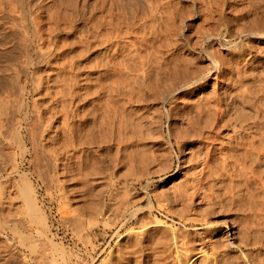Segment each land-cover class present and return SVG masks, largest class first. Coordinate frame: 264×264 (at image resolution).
<instances>
[{"label":"rangeland","instance_id":"rangeland-1","mask_svg":"<svg viewBox=\"0 0 264 264\" xmlns=\"http://www.w3.org/2000/svg\"><path fill=\"white\" fill-rule=\"evenodd\" d=\"M263 1L89 0L92 22L34 69L38 154L14 143L0 162V215L21 231H0V264H264ZM24 60L2 58L1 96Z\"/></svg>","mask_w":264,"mask_h":264},{"label":"bare ground","instance_id":"bare-ground-1","mask_svg":"<svg viewBox=\"0 0 264 264\" xmlns=\"http://www.w3.org/2000/svg\"><path fill=\"white\" fill-rule=\"evenodd\" d=\"M71 1H75L72 3ZM94 1V0H93ZM105 1V0H104ZM133 0H128L129 4L132 3ZM252 1V0H251ZM56 2L60 6L56 10L52 9L54 6L53 3ZM71 2V3H70ZM0 0V73H2L5 80H0V84H9L12 82L9 72L12 70L11 67L1 64V60L3 57L7 56L12 52H22L25 57V67L24 70L26 72L25 82L21 86V92L19 96L16 93L5 92L2 96L0 94V162H4L9 160L12 156L11 153H7L5 150L8 147H12V144H17L18 147L22 150V157L26 158L29 153L35 151L36 154L39 152L38 148V134H39V125L38 119L33 114L35 112V101L32 100L33 94V84H34V71L35 67L39 66L41 63L47 62L52 53L57 52L58 43L57 39L63 34L69 35V33H74L79 29V26L82 24H87V22L92 20V12H89V0ZM127 2V1H126ZM261 2V1H260ZM264 2V1H263ZM15 3V4H14ZM55 3V4H56ZM115 3V2H114ZM136 3V2H135ZM259 3V2H258ZM105 4V3H104ZM210 4V3H209ZM53 5V6H52ZM103 5V4H102ZM107 5V4H106ZM111 5V4H109ZM113 5V4H112ZM257 5V4H256ZM260 5H262L260 3ZM72 6V7H71ZM104 6V5H103ZM246 6V5H245ZM57 7V6H55ZM99 7V6H98ZM112 7V6H111ZM178 7V6H177ZM218 7V6H217ZM255 7V6H254ZM54 8V7H53ZM237 9V8H236ZM239 9V8H238ZM102 10V9H101ZM231 10V9H230ZM95 11V9H94ZM107 13V12H105ZM110 13V12H109ZM114 13V12H113ZM99 14V13H98ZM97 16V15H96ZM173 16V15H172ZM218 17V16H217ZM176 18V17H175ZM98 19V18H97ZM260 19V18H259ZM201 21V20H200ZM254 21V20H253ZM252 21V22H253ZM92 22V21H91ZM126 22V21H125ZM206 22V21H205ZM95 23V21H94ZM256 23V22H255ZM254 23V24H255ZM90 25V24H89ZM91 26V25H90ZM94 30V29H93ZM242 30V29H241ZM204 31V30H203ZM211 31V30H210ZM88 32V31H87ZM91 32V31H90ZM155 32V31H154ZM208 32V31H207ZM17 33V34H16ZM75 34V33H74ZM124 34V33H123ZM148 34V33H147ZM178 34V33H177ZM256 36H260L262 33H253ZM20 35L22 38H20ZM264 35V34H263ZM94 36V35H92ZM155 36V35H154ZM17 37L20 39L17 40ZM96 37V36H95ZM224 37V36H223ZM264 37V36H262ZM87 38V37H86ZM85 38V39H86ZM156 38V37H155ZM67 39V38H66ZM144 39V38H143ZM208 39V37L206 38ZM210 39V38H209ZM89 40V39H87ZM69 41V40H68ZM14 42V50H10L9 43ZM20 51L17 49V46L20 45ZM67 42V41H66ZM88 43V42H87ZM86 43V44H87ZM64 44V43H63ZM11 45V44H10ZM69 45V44H68ZM81 45V44H80ZM149 45V44H148ZM9 46V47H8ZM67 46V45H66ZM72 46V44H71ZM226 46V45H225ZM62 47V46H60ZM73 47V46H72ZM88 47V46H87ZM90 47V46H89ZM158 47V46H157ZM66 48V47H65ZM210 48V47H209ZM212 48V47H211ZM71 49V48H70ZM161 49V48H160ZM170 49V48H169ZM83 50V49H82ZM69 51V50H68ZM208 50H206L207 52ZM129 52V51H128ZM211 52V51H210ZM85 53V52H84ZM156 53V52H155ZM211 52L210 54H212ZM70 54V53H69ZM208 54V53H207ZM209 54V55H210ZM17 55V54H16ZM20 55V54H19ZM221 55V54H220ZM65 57V56H64ZM69 57V56H68ZM74 57V56H73ZM83 59V58H82ZM121 59V58H120ZM215 60V58H213ZM157 60V59H156ZM218 60V59H217ZM142 61V60H141ZM160 61V60H159ZM162 61V60H161ZM174 61V60H173ZM146 62V61H145ZM156 62V61H155ZM148 63V62H147ZM158 63V62H157ZM170 63V62H169ZM219 63V62H217ZM89 64V63H88ZM210 64V63H209ZM14 65V64H13ZM12 65V66H13ZM203 65V64H202ZM176 67V66H175ZM16 68V67H15ZM121 68V67H120ZM164 68V67H163ZM167 68V67H166ZM14 69V68H13ZM38 69V68H37ZM125 69V68H124ZM187 69V68H186ZM215 69V68H214ZM16 70V69H15ZM18 70V68H17ZM57 70V69H56ZM152 70V69H151ZM218 70V69H217ZM157 71V70H156ZM212 72V71H210ZM24 73V72H23ZM155 73V72H154ZM183 73V72H181ZM9 74L8 77H6ZM142 74V73H141ZM204 74V73H203ZM16 75V74H15ZM25 75V74H24ZM33 75V78H32ZM36 75V73H35ZM49 75V74H47ZM193 76V75H192ZM195 77V76H194ZM197 77V76H196ZM207 74L203 75L197 80L206 79ZM36 78V76H35ZM57 79V78H56ZM155 79V78H154ZM13 80V79H12ZM149 80V79H148ZM195 80V79H194ZM193 80V81H194ZM195 80V81H197ZM8 81V82H7ZM192 81V80H190ZM7 82V83H6ZM201 82V81H200ZM264 82V81H263ZM150 83V82H149ZM159 83V82H158ZM198 83V82H197ZM193 82H189L181 87H173L170 90H166L165 101H170L171 98H174L176 92L182 91L184 87L192 86ZM136 85V84H135ZM161 85V84H160ZM173 85V84H172ZM171 85V86H172ZM178 85V84H177ZM262 86V85H261ZM157 87V86H156ZM9 88V87H8ZM109 88V87H108ZM148 88V87H147ZM162 89V88H160ZM188 89V88H187ZM146 90V88H145ZM154 90V88H153ZM159 90V89H158ZM104 91V90H103ZM149 91V90H148ZM152 91V90H151ZM55 92V91H54ZM225 92V91H224ZM244 92V91H243ZM1 93V92H0ZM163 93V92H162ZM161 93V94H162ZM21 95V96H20ZM99 95V94H98ZM146 95V94H145ZM242 95V94H241ZM245 95V94H244ZM109 96V95H108ZM162 96H164L162 94ZM263 97V96H262ZM164 98V97H162ZM191 99V98H190ZM238 99V98H237ZM257 99V98H256ZM33 101V102H32ZM115 101V100H114ZM130 101V100H129ZM152 101V100H151ZM164 101V102H165ZM208 102V101H206ZM34 107H33V105ZM184 104V103H183ZM247 104V103H246ZM250 104V103H249ZM197 105V104H196ZM37 106V105H36ZM98 106V105H96ZM111 106V105H110ZM199 107V106H198ZM212 107V106H211ZM220 107V106H219ZM219 107H216V109ZM137 108V107H136ZM220 108L219 111H221ZM215 110V109H214ZM108 111V110H107ZM200 111V110H199ZM197 112V111H196ZM224 112V111H223ZM142 113V112H141ZM113 114V113H112ZM218 114V113H217ZM222 114V111L220 113ZM204 116V115H203ZM238 116V115H237ZM206 118V117H205ZM116 119V118H115ZM132 119V118H131ZM149 119V118H148ZM210 119V118H209ZM220 119V118H219ZM48 120V119H47ZM52 121V120H51ZM162 121V120H161ZM246 121V120H245ZM80 122V121H79ZM229 122V121H228ZM105 125V124H104ZM124 125V124H123ZM161 125V124H160ZM39 126V127H38ZM70 126L67 125V129ZM261 127V126H260ZM58 128V127H57ZM108 128V127H107ZM149 128V127H148ZM43 129V128H42ZM71 133L73 129L69 128ZM44 131V130H43ZM45 132V131H44ZM251 132V131H250ZM42 135V130H40ZM249 134V133H248ZM74 135V134H73ZM141 135V134H140ZM255 135V134H254ZM132 138V137H131ZM248 138V137H247ZM251 139V138H250ZM249 139V140H250ZM255 139V138H254ZM261 139V138H260ZM42 140V139H41ZM156 140V139H155ZM213 140V139H212ZM101 141V140H100ZM41 142V141H40ZM251 142V141H250ZM254 142V141H253ZM259 142H261L259 140ZM256 143V142H255ZM78 144V143H77ZM180 144V143H179ZM16 145V146H17ZM31 149H30V147ZM75 145V144H74ZM234 145V144H233ZM261 145V144H260ZM100 146V145H99ZM256 147V145L253 144ZM40 147V146H39ZM222 147V146H221ZM263 147V146H262ZM10 148V149H11ZM54 148V147H53ZM179 148V147H178ZM139 149V148H138ZM44 150V149H43ZM42 150V151H43ZM257 150V149H256ZM57 151V150H56ZM259 151V149H258ZM264 151V150H263ZM53 152V151H52ZM261 152V151H260ZM34 153V154H35ZM49 153V151H48ZM132 153V152H131ZM231 153V152H230ZM35 154V155H36ZM249 154V153H248ZM43 155V154H42ZM49 155V156H48ZM46 157H43V162L46 168L49 171L54 172V174H60V159L56 156H52L48 154ZM65 155V154H64ZM116 155V154H115ZM135 155V154H134ZM229 155V154H228ZM245 156V155H244ZM247 156V155H246ZM39 157V156H38ZM41 157V156H40ZM165 157V156H164ZM8 158V159H7ZM122 158V157H121ZM260 158V157H259ZM35 159V158H34ZM206 159V158H205ZM40 160V159H39ZM141 160V159H140ZM29 161V160H27ZM166 161V160H165ZM237 161V160H236ZM37 162V161H36ZM39 162V161H38ZM65 163V162H64ZM235 163V162H234ZM240 164V163H238ZM64 165V164H63ZM197 165V164H196ZM237 165V164H236ZM114 167V166H113ZM181 167V166H180ZM63 169V168H62ZM248 169V168H247ZM77 170V169H76ZM13 171V170H12ZM236 171V170H235ZM238 171V170H237ZM249 171V170H248ZM125 172V171H124ZM230 172V171H229ZM244 172V171H243ZM242 172V173H243ZM38 173V172H37ZM241 173V174H242ZM74 174V173H73ZM96 174V173H95ZM86 175V174H85ZM91 175V174H90ZM250 175V174H249ZM247 176V175H246ZM123 177V176H122ZM46 178V177H45ZM40 179V178H39ZM253 179V178H252ZM66 180V179H65ZM249 180V178H248ZM90 183V182H89ZM125 183V182H124ZM60 184V183H59ZM123 184V183H122ZM63 185V184H62ZM182 185V184H181ZM126 186V185H125ZM145 186V185H144ZM239 186V185H238ZM260 186V185H259ZM6 189V188H5ZM98 189V188H97ZM99 190V189H98ZM4 192V191H2ZM93 193V192H92ZM1 194V193H0ZM129 194V193H128ZM50 195V194H49ZM125 195V194H124ZM154 195V194H153ZM93 196V195H92ZM127 196V195H125ZM121 197V196H120ZM2 198V197H1ZM103 198V197H102ZM149 198V197H148ZM67 199V198H66ZM109 199V198H108ZM122 199V198H121ZM2 200V199H0ZM17 200V199H16ZM94 200V199H93ZM101 200V199H100ZM123 200V199H122ZM178 200V199H177ZM97 201V200H96ZM125 201V200H124ZM123 202V201H122ZM121 202V203H122ZM213 202V201H212ZM94 203V202H93ZM28 204V203H27ZM5 205V204H4ZM123 205V204H122ZM100 206V205H99ZM127 206V205H126ZM263 206V205H262ZM1 207V205H0ZM122 207V206H121ZM146 208V207H145ZM34 209V206H33ZM96 209V208H95ZM114 209V208H113ZM112 209V210H113ZM226 209V208H225ZM3 210V209H2ZM82 210V209H81ZM118 210V209H117ZM261 210V209H260ZM85 211V210H84ZM145 212V211H144ZM262 212V211H261ZM1 213V212H0ZM3 213V212H2ZM23 213V212H22ZM76 213V212H75ZM97 213V212H96ZM6 215L5 213H3ZM3 214H1L3 216ZM40 214V213H39ZM84 214V213H82ZM95 214V213H94ZM209 214V213H207ZM0 215V216H1ZM11 215V214H10ZM13 215V214H12ZM15 215V214H14ZM24 215V214H23ZM81 215V214H80ZM79 215V216H80ZM123 215V214H121ZM17 216V215H16ZM183 216V215H182ZM264 216V215H263ZM83 217V216H82ZM91 217V216H90ZM97 217V216H96ZM3 217H0V231H5L8 229L9 225ZM33 218V217H31ZM42 218V217H41ZM78 218V217H77ZM9 219V218H8ZM12 219V218H11ZM69 219V218H68ZM75 219V218H74ZM10 220V219H9ZM78 220V219H77ZM120 220V219H118ZM202 220V219H201ZM156 221V220H155ZM189 221V220H188ZM194 221V220H193ZM43 222V221H42ZM11 223V222H9ZM23 223V222H22ZM161 223V222H160ZM13 224V223H12ZM20 221L15 222V226L17 228L15 236H21V231H19ZM41 224V223H40ZM70 224V223H69ZM10 228L11 230L15 227ZM24 227V226H23ZM78 227V226H77ZM84 227V226H83ZM209 227V226H208ZM15 228V229H16ZM25 228V227H24ZM71 228V227H70ZM257 228V227H256ZM9 229V230H10ZM81 231V230H80ZM170 231V230H169ZM8 232V231H7ZM79 232V231H78ZM86 232V231H85ZM84 232V233H85ZM164 232V231H163ZM1 233V232H0ZM170 233V232H169ZM259 233V232H258ZM87 234V233H86ZM40 235V234H39ZM85 235V234H84ZM128 236V235H127ZM84 237V236H83ZM120 237V236H119ZM18 238V237H17ZM24 236V240H25ZM188 238V237H187ZM211 238V237H210ZM227 238V237H226ZM136 240V239H135ZM182 240V239H181ZM47 241V240H46ZM52 241V240H51ZM165 241V240H164ZM226 241V240H225ZM21 242V239L20 241ZM44 242V241H43ZM160 242V241H159ZM179 242V241H178ZM257 242V241H256ZM2 243V242H1ZM24 243V242H23ZM32 243V242H31ZM51 244V243H49ZM53 244V243H52ZM55 244V243H54ZM53 244V245H54ZM141 244V243H140ZM181 244V243H180ZM5 245V244H4ZM8 245V244H7ZM25 245V244H24ZM47 245V243H46ZM52 245V246H53ZM156 245V244H155ZM17 246V245H16ZM34 246V245H33ZM135 246V245H134ZM166 246V245H165ZM189 246V245H188ZM5 247V246H4ZM7 247V246H6ZM24 247V246H23ZM45 247V246H44ZM192 247V246H191ZM31 248V247H30ZM29 248V249H30ZM142 248V247H141ZM4 249V248H2ZM48 249V248H47ZM59 249V248H57ZM155 249V248H154ZM166 249V248H165ZM212 249V248H211ZM6 250V248H5ZM15 250V249H14ZM61 250V249H60ZM150 250V249H149ZM193 250V249H192ZM45 251V250H44ZM56 251V250H55ZM146 251V250H145ZM185 251V250H184ZM198 251V250H197ZM203 251V250H202ZM215 251V250H214ZM19 252V251H18ZM34 252V250H33ZM46 252V251H45ZM157 252V251H156ZM13 253V252H11ZM17 253V250H16ZM114 253V252H113ZM120 253V252H119ZM215 253V252H214ZM20 254V253H19ZM136 254V253H135ZM52 255V254H51ZM63 255V254H62ZM126 255V254H125ZM153 255V254H152ZM260 255V254H259ZM137 256V255H136ZM211 256V255H210ZM223 256V255H222ZM11 257V256H10ZM60 257V256H59ZM235 257V256H234ZM14 258V257H13ZM16 258V255H15ZM18 258V257H17ZM40 258V257H39ZM109 258V257H108ZM161 258V257H160ZM20 259V258H19ZM62 259V258H61ZM107 259V258H106ZM165 259V258H164ZM163 259V260H164ZM2 260V258H1ZM53 260V259H52ZM57 260V259H56ZM5 261V260H4ZM19 261V260H18ZM135 261V260H134ZM155 261V260H154ZM195 261V259L189 260ZM22 262V261H21ZM113 262V260H112ZM1 263V262H0ZM5 263V262H3ZM2 263V264H3ZM10 263V262H9ZM7 263V264H9ZM154 263V262H153ZM185 263V262H184ZM256 263V262H255ZM254 262H250V264H255ZM12 264V263H11ZM15 264V263H14ZM17 264V263H16ZM19 264V263H18ZM21 264V263H20ZM33 264V263H32ZM42 264V263H41ZM60 264V263H59ZM140 264V263H139ZM149 264V263H147ZM156 264V263H155ZM257 264V263H256Z\"/></svg>","mask_w":264,"mask_h":264}]
</instances>
